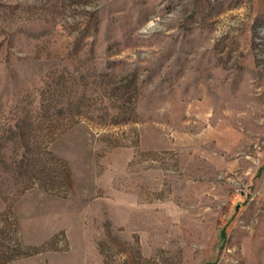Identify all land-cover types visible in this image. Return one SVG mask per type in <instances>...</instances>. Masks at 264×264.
Returning <instances> with one entry per match:
<instances>
[{
  "label": "rangeland",
  "instance_id": "rangeland-1",
  "mask_svg": "<svg viewBox=\"0 0 264 264\" xmlns=\"http://www.w3.org/2000/svg\"><path fill=\"white\" fill-rule=\"evenodd\" d=\"M0 264H264V0H0Z\"/></svg>",
  "mask_w": 264,
  "mask_h": 264
}]
</instances>
